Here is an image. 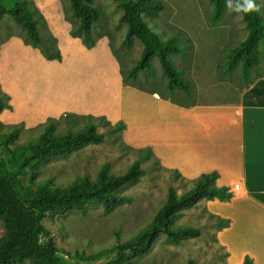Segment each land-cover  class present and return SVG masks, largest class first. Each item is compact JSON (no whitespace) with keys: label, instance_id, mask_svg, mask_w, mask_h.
I'll use <instances>...</instances> for the list:
<instances>
[{"label":"rangeland","instance_id":"obj_1","mask_svg":"<svg viewBox=\"0 0 264 264\" xmlns=\"http://www.w3.org/2000/svg\"><path fill=\"white\" fill-rule=\"evenodd\" d=\"M164 8L157 17L150 18L151 26L162 36L176 35L183 49L180 53L170 54L182 77L191 86V95L175 89L166 88V76L161 70L157 56L151 59L152 70L139 71L137 85L147 90L163 93L169 99L189 104L192 102L219 101L236 97L254 75L264 74V50L259 44L258 60L251 67L247 77H243L240 65L230 71L226 69L227 51L238 45L247 35V28L241 13L230 11L225 5L224 12L216 21H212L210 0H162ZM44 14L51 32L59 40L58 46L64 52L75 51L81 43L79 38L70 36V23L64 13H71L68 0H34ZM264 4V0H256ZM93 6L100 12V19L94 25L97 33H105L109 46L117 55L125 69L132 66L140 57L142 43L132 38L127 45L122 44L126 23L122 20V8L119 0H93ZM264 21V7L260 10ZM23 33L12 17L0 13V44L11 35ZM77 39V40H76ZM29 58H37L38 49L28 45ZM90 62L97 59L90 54ZM22 58L15 57L16 70L23 66ZM89 62V63H90ZM120 67V65H119ZM95 65L90 66L94 72ZM80 114V113H77ZM85 115V114H84ZM99 116V115H93ZM105 117V116H104ZM105 119H107L105 117ZM108 120V119H107ZM3 124H12L4 122ZM22 124L21 138H25V126ZM98 131L104 134L102 143H87L74 147L63 156L46 159L35 167V182L48 179L55 185H66L76 175L89 173L95 177L103 163H108L115 171H123L133 161H139L145 170L140 180L123 185L119 192L131 197L128 203H121L104 211L98 203L86 204L82 209H67L64 213H49L41 217L48 233L41 235V243L49 238L57 247V255L66 264H109L115 252L87 260L103 248L111 247L135 235L155 214L165 201L168 187L172 186L177 195L193 185L174 171L161 166L155 156L138 153L137 148L128 144L123 131H111L109 126L99 120ZM2 150V148H0ZM23 185L29 183L28 174L20 177ZM186 212L176 219L177 224H192L200 228V235L173 243L163 233H159L152 243L140 254L123 264H228L226 250L216 239L218 221L206 212L204 206L195 204L186 208ZM6 230V221L0 217V239ZM13 264H34L29 258L16 260Z\"/></svg>","mask_w":264,"mask_h":264},{"label":"trees","instance_id":"obj_2","mask_svg":"<svg viewBox=\"0 0 264 264\" xmlns=\"http://www.w3.org/2000/svg\"><path fill=\"white\" fill-rule=\"evenodd\" d=\"M71 13H64L70 23V36L79 38L86 48H92L105 33H97L94 25L100 19V12L93 6V0H68ZM122 8V20L126 29L123 45L137 38L142 43L139 59L129 68L121 66L114 50L111 51L119 62L122 83L142 90H147L135 82L138 72L152 70L151 59L157 56L161 70L166 76L168 91L178 89L191 95V86L181 76L180 70L173 63L170 54L180 53L183 49L176 35L162 36L150 24L149 19L157 17L164 8L162 0H119ZM212 21L220 18L224 12L226 0H210ZM0 13L9 14L19 24L23 33L18 34L25 45L38 49L46 60H62L57 37L51 32L47 20L34 0H0ZM247 28L246 37L226 54V69L230 71L240 65L241 75L247 77L251 67L258 60L257 47L264 50V21L259 12L241 13ZM161 98L175 104L181 102L169 99L159 91ZM8 95L0 89V112L10 109ZM99 120L109 126L111 131L125 128L122 121L115 123L104 116L77 114L65 111L58 117H48L45 121L23 129L25 140L21 138L22 124H3L0 121V217L6 221V230L0 239V264H13L16 260L29 258L34 264H66L57 255V247L49 238L41 243V235L48 229L41 222L47 212L64 213L67 209H82L86 204L98 203L104 211L117 204L128 203L131 197L120 193V188L128 183L140 180L145 170L139 161H133L123 171L115 172L108 163H103L95 177L89 173L76 175L66 185L53 184L48 179L35 182L34 172L37 164L51 157L63 156L74 147L87 143H102L104 134L98 131ZM145 156L152 154L150 147L137 148ZM180 176L177 171H174ZM28 174L27 185L21 182V176ZM218 173H202L193 185L177 195L170 186L165 201L153 217L132 237L118 240L111 247H106L87 256L94 260L109 252H115L109 264H123L144 251L159 234L168 240L179 243L181 240L200 235V228L192 224H177L174 221L183 215V209L192 207L201 198L227 200L231 193L226 186H216ZM218 227L228 224V220L216 217ZM186 264H192L188 260ZM242 264H253V259L245 255Z\"/></svg>","mask_w":264,"mask_h":264},{"label":"crops","instance_id":"obj_3","mask_svg":"<svg viewBox=\"0 0 264 264\" xmlns=\"http://www.w3.org/2000/svg\"><path fill=\"white\" fill-rule=\"evenodd\" d=\"M28 48L17 35L0 44V89L11 106L0 112L4 122L31 127L65 111L102 115L122 121L128 144L150 147L161 166L184 180L217 172L215 184L228 187L230 198L196 204L228 220L216 231L228 264H242L245 255L264 264V74L254 75L236 97L175 104L124 85L105 36L89 49L79 40L75 51L60 49L61 61L40 53L27 60ZM93 53L97 59L90 62ZM15 57L23 60L18 71Z\"/></svg>","mask_w":264,"mask_h":264},{"label":"clouds","instance_id":"obj_4","mask_svg":"<svg viewBox=\"0 0 264 264\" xmlns=\"http://www.w3.org/2000/svg\"><path fill=\"white\" fill-rule=\"evenodd\" d=\"M226 6L230 11L248 14L260 12L264 4H257L256 0H226Z\"/></svg>","mask_w":264,"mask_h":264},{"label":"built area","instance_id":"obj_5","mask_svg":"<svg viewBox=\"0 0 264 264\" xmlns=\"http://www.w3.org/2000/svg\"><path fill=\"white\" fill-rule=\"evenodd\" d=\"M239 183H236L235 185H234V190H236V191H238L239 190Z\"/></svg>","mask_w":264,"mask_h":264}]
</instances>
